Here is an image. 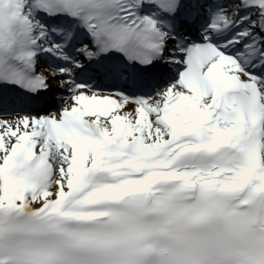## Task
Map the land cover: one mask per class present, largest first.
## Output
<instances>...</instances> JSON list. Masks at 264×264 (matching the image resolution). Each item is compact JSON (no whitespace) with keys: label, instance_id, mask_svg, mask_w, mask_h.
I'll list each match as a JSON object with an SVG mask.
<instances>
[{"label":"snow or ice","instance_id":"6c2138e0","mask_svg":"<svg viewBox=\"0 0 264 264\" xmlns=\"http://www.w3.org/2000/svg\"><path fill=\"white\" fill-rule=\"evenodd\" d=\"M0 264H264V0H0Z\"/></svg>","mask_w":264,"mask_h":264},{"label":"bare ground","instance_id":"6f19581e","mask_svg":"<svg viewBox=\"0 0 264 264\" xmlns=\"http://www.w3.org/2000/svg\"><path fill=\"white\" fill-rule=\"evenodd\" d=\"M15 117L12 115H2L0 116V119H7V120H11L14 119Z\"/></svg>","mask_w":264,"mask_h":264}]
</instances>
